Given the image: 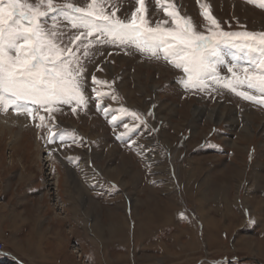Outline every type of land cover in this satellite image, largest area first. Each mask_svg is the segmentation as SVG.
Here are the masks:
<instances>
[{
  "label": "rangeland",
  "instance_id": "1",
  "mask_svg": "<svg viewBox=\"0 0 264 264\" xmlns=\"http://www.w3.org/2000/svg\"><path fill=\"white\" fill-rule=\"evenodd\" d=\"M108 2L125 21L139 7ZM65 3L89 0H54ZM171 4L197 33H264V0ZM144 6L151 26L175 27L169 4ZM45 25L81 57L85 102L56 105L51 114L24 105L36 109L32 116L0 110V217L9 196L36 191L35 214L62 240L63 264H264V104L238 95H262L247 87L244 72L259 74L250 63L259 53L246 47L252 41L217 44L219 55L208 60L218 80L209 75L201 90L186 88L185 73L163 53L89 37L84 57L81 41L73 43L82 29L63 14H50Z\"/></svg>",
  "mask_w": 264,
  "mask_h": 264
},
{
  "label": "snow or ice",
  "instance_id": "2",
  "mask_svg": "<svg viewBox=\"0 0 264 264\" xmlns=\"http://www.w3.org/2000/svg\"><path fill=\"white\" fill-rule=\"evenodd\" d=\"M157 3L169 4L172 10L164 11L175 27H164L167 21L151 26L146 20L144 0H137L139 7L127 21L121 20L115 10H107L108 0H89L85 7L71 3L57 5L54 0H0V110L14 108L18 113L27 111L32 116L36 109L24 105L39 106L51 114L56 105L85 102L81 57L72 47L62 46L58 33L46 27L45 18L50 14H63L73 29H82L73 43L81 41L76 50L82 46L84 57L89 55L88 49L93 44L89 37H97L95 43L131 45L157 58L163 53L167 62L185 73L187 79L182 83L186 88L201 90L207 86L209 75L218 80L216 65L208 60L209 56L219 55L217 44L227 43L232 37H244L252 41L246 44L248 52L259 53V58L250 62L253 72L258 68L259 74L247 75L249 70L244 69L247 87L262 95L259 99L243 91L238 95L264 104V33L212 31L204 35L194 30L190 18L179 15L171 0H157ZM201 14L219 29L208 12L202 10ZM92 80L98 82L95 76ZM232 84L231 80L224 81L225 87L231 88ZM72 110L75 112L76 108ZM40 120L44 117L40 116Z\"/></svg>",
  "mask_w": 264,
  "mask_h": 264
},
{
  "label": "crops",
  "instance_id": "3",
  "mask_svg": "<svg viewBox=\"0 0 264 264\" xmlns=\"http://www.w3.org/2000/svg\"><path fill=\"white\" fill-rule=\"evenodd\" d=\"M17 193L5 200L0 217V242L5 245L0 264H63L67 258L59 251L62 240L49 236L45 227L51 225L35 214L38 204L32 198L37 192L24 189Z\"/></svg>",
  "mask_w": 264,
  "mask_h": 264
},
{
  "label": "bare ground",
  "instance_id": "4",
  "mask_svg": "<svg viewBox=\"0 0 264 264\" xmlns=\"http://www.w3.org/2000/svg\"><path fill=\"white\" fill-rule=\"evenodd\" d=\"M212 7H213V6H212ZM209 61H210V60H209ZM212 63H213V62H212ZM212 63H211V64H212ZM226 63H227V62H226ZM225 65H226V64H225ZM222 66H223V65H222ZM226 68H227V67H226ZM218 73H219V72H218ZM217 75H218V74H217ZM217 77H218V76H217ZM219 77H220V76H219ZM219 109H220V108H219ZM215 110H216V109H215ZM225 111H227V110H225ZM227 112H228V111H227ZM227 112H226V113H227ZM226 113H225V114H226ZM194 114H195L196 116H199V115H198V112H194ZM211 115H213V114H211ZM47 181L50 182L49 185H52V184H53L50 178H48ZM54 186H55V185H54ZM52 188H54V187H52ZM57 207H58V206H57Z\"/></svg>",
  "mask_w": 264,
  "mask_h": 264
},
{
  "label": "built area",
  "instance_id": "5",
  "mask_svg": "<svg viewBox=\"0 0 264 264\" xmlns=\"http://www.w3.org/2000/svg\"><path fill=\"white\" fill-rule=\"evenodd\" d=\"M4 252V245L2 242H0V254Z\"/></svg>",
  "mask_w": 264,
  "mask_h": 264
}]
</instances>
